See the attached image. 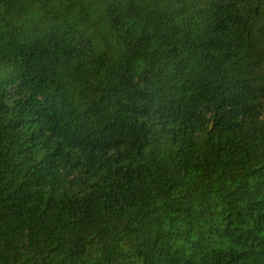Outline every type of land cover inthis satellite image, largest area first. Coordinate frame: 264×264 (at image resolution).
Returning <instances> with one entry per match:
<instances>
[{"label":"trees","instance_id":"obj_1","mask_svg":"<svg viewBox=\"0 0 264 264\" xmlns=\"http://www.w3.org/2000/svg\"><path fill=\"white\" fill-rule=\"evenodd\" d=\"M0 264H264V0H0Z\"/></svg>","mask_w":264,"mask_h":264}]
</instances>
